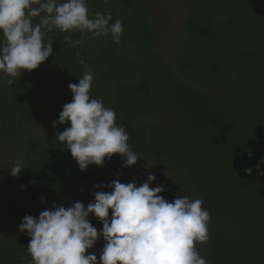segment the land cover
I'll return each instance as SVG.
<instances>
[{
	"label": "trees",
	"instance_id": "trees-1",
	"mask_svg": "<svg viewBox=\"0 0 264 264\" xmlns=\"http://www.w3.org/2000/svg\"><path fill=\"white\" fill-rule=\"evenodd\" d=\"M180 1V33L170 58L157 44L153 0H86L90 13L111 12L110 24L122 21L121 42L56 29L45 36L53 53L43 63L57 94L70 102L68 84L84 74L79 61L89 64L91 97L114 110L139 158L168 168L159 195L169 202L176 196L204 201L210 239L196 247L208 264H264V175L256 168L264 157V0ZM65 35L82 42L72 47ZM40 106L33 80L2 74L0 142L17 139ZM67 126L51 123L42 135L25 138L16 159L24 169L0 177V264H29L30 237L18 230L25 215L38 218L53 203L86 207L101 190L93 186L107 185L123 165L113 154L102 167L80 171L55 136ZM259 168L264 172V164ZM88 219L102 228L91 214ZM103 245L101 238L85 254L99 260Z\"/></svg>",
	"mask_w": 264,
	"mask_h": 264
},
{
	"label": "clouds",
	"instance_id": "clouds-1",
	"mask_svg": "<svg viewBox=\"0 0 264 264\" xmlns=\"http://www.w3.org/2000/svg\"><path fill=\"white\" fill-rule=\"evenodd\" d=\"M37 17L39 22L33 23ZM111 20V12L90 13L86 0H0V72L16 78L24 70L37 69L53 53L51 40L45 42V36L56 29L93 38L111 36L119 44L123 23L116 19L110 24ZM64 40L72 47L82 42L71 35ZM79 63L84 74L77 84H68L72 100L52 122L53 128L68 125L55 134L58 142L65 145L80 171L93 164L102 167L113 154L123 158V167L135 165L139 157L128 144V133L116 123L113 109L91 97L94 75L89 64ZM260 164L264 157L256 165L257 174L264 175ZM23 169L17 160L8 172L16 177ZM244 171L251 174L252 168ZM155 179L149 174L146 182L137 185L117 178L107 185H94L101 190L93 193L94 200L86 207L81 202L68 207L53 203L38 218L25 215L18 230L30 237L29 264H208L196 247L210 239L211 217L202 207L204 201L176 196L169 202L159 195L164 191L161 186L150 187ZM90 214L102 224L99 231L89 221ZM101 238L99 260L94 253L86 255Z\"/></svg>",
	"mask_w": 264,
	"mask_h": 264
},
{
	"label": "rangeland",
	"instance_id": "rangeland-1",
	"mask_svg": "<svg viewBox=\"0 0 264 264\" xmlns=\"http://www.w3.org/2000/svg\"><path fill=\"white\" fill-rule=\"evenodd\" d=\"M156 8V16L159 19L156 28L157 44L160 46L163 53L168 58L172 57L171 53L175 48V44L180 33V19L182 17L183 4L180 0H153ZM39 18V17H37ZM38 22V21H37ZM4 74L0 72L1 75ZM22 75H25L30 80H33L39 87L41 106L40 115L31 126L20 132V136L16 139H9L0 142V177H10L8 170L19 156L21 151L22 141L25 138L40 136L44 129L53 121L58 119L59 113L65 103L70 101L63 100L57 94L54 85L52 84L51 76L49 75L44 63L32 71L24 70ZM152 174L156 177L155 181L150 184V187H157L161 179L168 176V168L163 164L158 163L150 158L140 157L136 164L131 167H121L116 172L111 173L108 177V184L115 179H119L121 183H130L135 181L137 185L147 181V176ZM111 191V189H109ZM79 197L84 194L79 191ZM81 202L82 201H72Z\"/></svg>",
	"mask_w": 264,
	"mask_h": 264
}]
</instances>
